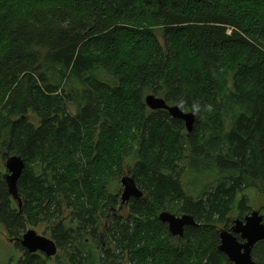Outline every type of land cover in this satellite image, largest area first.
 I'll list each match as a JSON object with an SVG mask.
<instances>
[{"label":"trees","instance_id":"trees-1","mask_svg":"<svg viewBox=\"0 0 264 264\" xmlns=\"http://www.w3.org/2000/svg\"><path fill=\"white\" fill-rule=\"evenodd\" d=\"M148 95L187 113L199 102L192 131ZM124 176L142 198L123 205ZM253 191L264 197V0H0V225L42 228L58 250L19 264H231L219 233L253 211ZM162 212L196 226L172 237ZM252 257L264 264V242Z\"/></svg>","mask_w":264,"mask_h":264},{"label":"water","instance_id":"water-1","mask_svg":"<svg viewBox=\"0 0 264 264\" xmlns=\"http://www.w3.org/2000/svg\"><path fill=\"white\" fill-rule=\"evenodd\" d=\"M147 107L152 111L164 110L178 120H182L188 132L192 131L195 121L192 113H187L177 106H168L165 101L154 95H148L145 99ZM6 174L4 180L11 198L22 205L17 191V182L24 170L23 161L16 156L8 157L4 163ZM122 187L120 191L121 203L124 205L131 199L142 198V193L130 176L122 177L120 181ZM162 224L167 225L172 237H183L184 228L196 226L193 218L188 215L177 217L167 212H162L158 216ZM218 250L224 254L231 264H255L252 257L254 247L260 242H264V220L259 211H252L243 220L235 219L230 230H221L219 233ZM21 245L30 254H42L46 258H53L57 254L55 243L43 235H38L33 229L27 230L21 238Z\"/></svg>","mask_w":264,"mask_h":264},{"label":"rangeland","instance_id":"rangeland-1","mask_svg":"<svg viewBox=\"0 0 264 264\" xmlns=\"http://www.w3.org/2000/svg\"><path fill=\"white\" fill-rule=\"evenodd\" d=\"M157 35L161 40L160 34L157 33ZM31 118H32V116L30 117V119ZM4 174H6V170H5L4 165H3V175ZM121 189H122V187H121ZM251 196L253 197L252 202H251L253 211H259L260 213H262L264 211L263 210V208H264V197L259 196L254 191L251 193ZM3 229L4 228L0 225V264L7 263V261H9L10 257H15V258L18 257L17 252L14 249V247L11 246L7 241L5 242V240H3L4 238L2 237V234H1L2 233L1 231H3ZM41 229L42 228H37V229H34V231H36V233L38 235H43ZM43 236L47 237V235H43Z\"/></svg>","mask_w":264,"mask_h":264},{"label":"flooded vegetation","instance_id":"flooded-vegetation-1","mask_svg":"<svg viewBox=\"0 0 264 264\" xmlns=\"http://www.w3.org/2000/svg\"><path fill=\"white\" fill-rule=\"evenodd\" d=\"M4 177V175H3ZM11 197V196H10ZM12 199V198H11ZM12 202L16 205H18V203L16 201H14L12 199ZM19 208V206H18ZM261 214V213H260ZM2 233V237L4 238L3 240H5V242L7 241L11 246L14 247V249L16 250L17 252V255L18 257L15 258V257H10L9 258V261H7V263L5 264H19L22 260H24L25 258V253H29L22 245H21V238L22 236L24 235H21V238H12L9 236V234L3 229V231H1ZM58 251V250H57ZM30 254V253H29ZM33 255H38L40 257H43L44 259L46 260H52L53 258H46L44 257L42 254H33Z\"/></svg>","mask_w":264,"mask_h":264},{"label":"clouds","instance_id":"clouds-1","mask_svg":"<svg viewBox=\"0 0 264 264\" xmlns=\"http://www.w3.org/2000/svg\"><path fill=\"white\" fill-rule=\"evenodd\" d=\"M177 107L178 108H184L185 107L184 102L181 101V103L178 104ZM204 108L207 111H211V105H206V106H204ZM190 111H191L192 115H194V116L199 114L202 111L200 103L199 102L193 103L191 105Z\"/></svg>","mask_w":264,"mask_h":264}]
</instances>
